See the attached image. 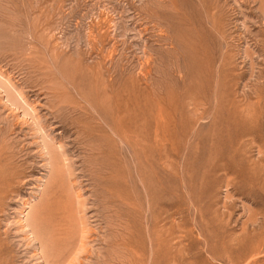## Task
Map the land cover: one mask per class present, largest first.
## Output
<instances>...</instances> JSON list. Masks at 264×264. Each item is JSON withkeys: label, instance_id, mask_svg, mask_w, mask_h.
I'll return each mask as SVG.
<instances>
[{"label": "rangeland", "instance_id": "rangeland-1", "mask_svg": "<svg viewBox=\"0 0 264 264\" xmlns=\"http://www.w3.org/2000/svg\"><path fill=\"white\" fill-rule=\"evenodd\" d=\"M0 264H264V0H0Z\"/></svg>", "mask_w": 264, "mask_h": 264}, {"label": "bare ground", "instance_id": "bare-ground-1", "mask_svg": "<svg viewBox=\"0 0 264 264\" xmlns=\"http://www.w3.org/2000/svg\"><path fill=\"white\" fill-rule=\"evenodd\" d=\"M63 165V164H62ZM64 166V165H63ZM65 167V166H64ZM47 225V224H46ZM78 226V225H77ZM45 227V226H44ZM45 231V230H44ZM52 237V236H51ZM71 243V242H70ZM75 248V247H74ZM68 254V253H67ZM59 261V260H58Z\"/></svg>", "mask_w": 264, "mask_h": 264}]
</instances>
